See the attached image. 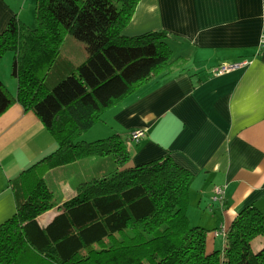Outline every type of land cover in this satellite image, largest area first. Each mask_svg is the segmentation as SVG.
Here are the masks:
<instances>
[{
	"label": "trees",
	"instance_id": "trees-1",
	"mask_svg": "<svg viewBox=\"0 0 264 264\" xmlns=\"http://www.w3.org/2000/svg\"><path fill=\"white\" fill-rule=\"evenodd\" d=\"M140 0H35L34 26L16 16L0 31V60L12 55V96L0 81V115L12 104L32 111L56 149L12 182L15 213L0 224V264H264V215L247 206L232 220L222 252H205L207 231L186 215L193 175L165 157L129 167L117 135L80 139L102 112L153 77L168 76L165 32L125 37ZM66 36L86 57L56 82L45 81ZM110 158L115 169L76 185V194L45 226L54 208L50 170Z\"/></svg>",
	"mask_w": 264,
	"mask_h": 264
},
{
	"label": "crops",
	"instance_id": "crops-1",
	"mask_svg": "<svg viewBox=\"0 0 264 264\" xmlns=\"http://www.w3.org/2000/svg\"><path fill=\"white\" fill-rule=\"evenodd\" d=\"M13 6L0 0V30L11 16L32 27L35 0ZM19 6V7H17ZM165 32L171 50L168 76L153 77L135 92L104 110L100 120L82 135L85 142L119 136L129 154L127 166L169 157L188 170L189 224L207 231L205 252H222L234 217L247 206L264 215V6L262 0H140L125 37ZM76 40L66 36L55 65L45 78L50 84L86 57ZM80 43V42H79ZM65 47L79 56H63ZM7 57L11 62L12 55ZM240 68L216 74L230 63ZM62 63V64H60ZM60 64V66H59ZM0 81L12 95L16 81L4 72ZM140 130L135 141L129 135ZM56 149L52 136L32 111L12 103L0 115V224L14 213L12 182L19 174ZM90 166V168H87ZM115 169L110 158L91 157L54 168L45 181L57 200L37 218L45 226L76 194V185L100 179ZM224 192L213 201L214 188ZM58 198V199H57Z\"/></svg>",
	"mask_w": 264,
	"mask_h": 264
},
{
	"label": "rangeland",
	"instance_id": "rangeland-1",
	"mask_svg": "<svg viewBox=\"0 0 264 264\" xmlns=\"http://www.w3.org/2000/svg\"><path fill=\"white\" fill-rule=\"evenodd\" d=\"M22 2L23 3V0H9V3L10 4H12L13 6H16V5H18V3L19 2ZM29 4V0H27L26 1V5L25 6H27ZM17 7H19V6H17ZM16 16V18H18L19 20H21L22 22L24 21V18L23 17H28L29 18V16H26V14H25V11H24V14L23 15H21L20 17L19 16H17V15H15ZM11 17H13V16H11ZM30 17H33V15L31 14L30 15ZM24 23H26V22H24ZM30 23H32L31 25H32V27L34 26V21L33 20H31V22ZM0 31H2V29L0 30ZM70 38H72V37H70ZM75 42H78V41H75ZM78 44H79V46L81 47V48H83L84 49V45L82 44V43H79L78 42ZM70 51H73V55H74V57H77V56H79V49L76 47V48H73V47H65V49H63V56H67V55H70ZM10 55V52H7L4 56H9ZM5 58H7V57H2L1 58V60H0V72L2 71V68H3V66L5 67L4 68V72L6 71H8L9 70V74H10V68H11V62L9 61H7V59H5ZM12 60V59H11ZM60 64H62V63H60ZM60 64H59V66H60ZM50 72V75H49V77L51 78L54 74H55V70L53 69L52 71H49ZM47 74H49V73H47ZM86 133V132H85ZM83 135V134H82ZM82 135H81V137H80V139L82 140L83 139V137H82ZM104 139V138H103ZM84 141V140H83ZM87 168H90V166H88ZM58 199V198H57ZM56 207H57V200H56V198H55V200H54V208L53 209H56ZM189 226H194L193 225V223H190L189 224Z\"/></svg>",
	"mask_w": 264,
	"mask_h": 264
},
{
	"label": "built area",
	"instance_id": "built-area-1",
	"mask_svg": "<svg viewBox=\"0 0 264 264\" xmlns=\"http://www.w3.org/2000/svg\"><path fill=\"white\" fill-rule=\"evenodd\" d=\"M262 2H263V6H264V0H262ZM262 43H264V34H263V37L261 39V44ZM245 63L246 62L223 64L215 70V73L219 75V74H222V73L227 72L229 70H234V69L240 68ZM142 135H143L142 131L135 130V131L130 133L129 140H131V141L138 140ZM223 194H224V192L221 188H218V187L214 188L212 200L217 201V202H222L223 201Z\"/></svg>",
	"mask_w": 264,
	"mask_h": 264
}]
</instances>
